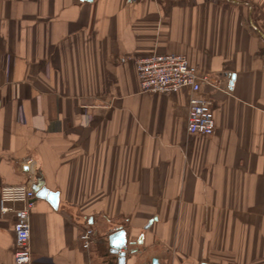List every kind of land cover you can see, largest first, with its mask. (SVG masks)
Listing matches in <instances>:
<instances>
[{
    "label": "crops",
    "instance_id": "0c3cea01",
    "mask_svg": "<svg viewBox=\"0 0 264 264\" xmlns=\"http://www.w3.org/2000/svg\"><path fill=\"white\" fill-rule=\"evenodd\" d=\"M152 52L210 76L212 135L187 90H140ZM38 182L32 264H118V229L124 264H264V0H0V189Z\"/></svg>",
    "mask_w": 264,
    "mask_h": 264
},
{
    "label": "built area",
    "instance_id": "2783aa9c",
    "mask_svg": "<svg viewBox=\"0 0 264 264\" xmlns=\"http://www.w3.org/2000/svg\"><path fill=\"white\" fill-rule=\"evenodd\" d=\"M135 69L142 92L168 94L187 90V131L201 136L214 133L211 102L201 94L202 83L210 82L211 78L207 73L200 72L184 54L152 52L138 58ZM34 200L35 191L27 184H9L0 189V214L14 215V264H32L30 215ZM92 234L90 228L80 233L84 248L89 246Z\"/></svg>",
    "mask_w": 264,
    "mask_h": 264
},
{
    "label": "water",
    "instance_id": "95a60500",
    "mask_svg": "<svg viewBox=\"0 0 264 264\" xmlns=\"http://www.w3.org/2000/svg\"><path fill=\"white\" fill-rule=\"evenodd\" d=\"M41 186L42 184L38 182V184H36V186L32 188L35 192H37L38 196L47 197V200L49 201V203L54 208H56L57 202H58V193L49 191L46 188H43ZM108 242L110 246V252L117 255L118 264H124L125 257H126L125 248H126V243H127L124 231L122 229L116 230L113 234H111V236L108 237ZM119 249H123V250L119 251ZM151 264H159V263L156 258H153L151 260ZM201 264H206V263H201Z\"/></svg>",
    "mask_w": 264,
    "mask_h": 264
},
{
    "label": "rangeland",
    "instance_id": "374dc122",
    "mask_svg": "<svg viewBox=\"0 0 264 264\" xmlns=\"http://www.w3.org/2000/svg\"><path fill=\"white\" fill-rule=\"evenodd\" d=\"M199 136H201V135H199Z\"/></svg>",
    "mask_w": 264,
    "mask_h": 264
}]
</instances>
